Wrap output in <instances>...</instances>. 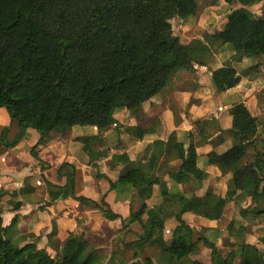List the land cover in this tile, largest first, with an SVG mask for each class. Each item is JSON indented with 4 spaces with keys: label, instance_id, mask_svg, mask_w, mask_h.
Masks as SVG:
<instances>
[{
    "label": "trees",
    "instance_id": "1",
    "mask_svg": "<svg viewBox=\"0 0 264 264\" xmlns=\"http://www.w3.org/2000/svg\"><path fill=\"white\" fill-rule=\"evenodd\" d=\"M224 1L228 5L243 6L264 3V0ZM198 7L197 0H0V109L5 108L10 116V126L0 134V149L15 148L31 129L40 135V142L32 148L36 156V148L55 130L68 137L73 127L95 125L102 120L100 117L118 125L114 117L117 109L134 111L162 93L180 70L195 64L205 66L201 56L208 49L217 52L230 45L242 55L264 57V15L255 17L244 8L232 10L223 29L204 33L202 38L191 40L179 50L173 48L171 20L188 19L197 14ZM250 71L259 73L260 65L250 67ZM211 72L212 84L219 93L241 82V75L231 63ZM242 111H246L243 104L230 109L232 129L237 131L234 133L241 142L255 148L253 160L243 163L246 152L241 145L222 153L207 154L209 165L232 174L225 197L212 189L204 195H177L181 211L171 243L165 240L160 216L152 218L149 233L138 242L159 246L171 262L189 260L188 264H204L190 259L199 252L202 242L211 250L212 264H264V253L255 244L242 243L237 261L235 252L223 255L214 243L198 235L181 217L191 212L207 220H220L228 202L239 192L247 194L251 200V209L242 215L252 223L264 217V138H259L264 128L257 117H243ZM137 117L141 121L140 116ZM208 123H195L199 128L198 141L193 133L189 135V143L154 141L146 163L131 161L126 153L120 155L122 171L117 183L133 192L129 218L115 213L105 199L99 204L80 196L76 168L69 163L58 170L60 177L67 178L64 186L48 183L50 197L53 201L72 197L90 202L94 208L102 210L106 219H119L123 227L128 228L141 217L140 212H134L135 202L143 210L153 197L156 185L163 197L171 194L165 177L157 175L166 152L174 150L180 161L178 167L168 173L171 181L187 185L205 177L198 166L197 149L214 144L205 133ZM11 128H16L13 137ZM127 131L137 140L150 133L149 128L142 126ZM101 139L100 135L77 139L83 143L91 163L109 154L94 149ZM171 143L175 144L172 150L168 147ZM258 144L262 147L258 148ZM2 197L0 191V202ZM132 245L129 243L126 248ZM63 250V255L55 259L45 249L39 250L35 243L20 246L7 237L0 208V264L105 262L99 250L74 233L67 237ZM116 253L120 251L112 252Z\"/></svg>",
    "mask_w": 264,
    "mask_h": 264
},
{
    "label": "crops",
    "instance_id": "2",
    "mask_svg": "<svg viewBox=\"0 0 264 264\" xmlns=\"http://www.w3.org/2000/svg\"><path fill=\"white\" fill-rule=\"evenodd\" d=\"M229 46L225 45L217 53L213 52L214 60L212 59V61L206 58L203 59L201 56V60L204 61L205 66H198L197 64L193 66L198 71L195 82L189 81L193 78L191 71L177 73L180 74L177 79L179 82L177 85L178 92L171 93H174V97H177L179 101L187 102V100H191L194 104L189 108V111L186 109L182 111L183 108H179L180 116L177 118L178 123L176 125L174 123L175 115L168 110L169 106L167 102L169 100H166L161 106L157 105L156 101L158 98L154 99V97V100L149 101L147 105L151 109L155 107L160 108L161 113L151 114V110H149V114L146 112L147 110L144 113H137L141 121L137 118L136 125H131V120L126 121V118L132 111L127 109H117L115 111L114 117L122 125L142 126L144 128L149 127L150 129V133L146 134L143 139L136 140V142L130 144L125 149L131 161L138 160L139 162L146 163L152 152L150 144L156 140L168 142L169 137L173 133H175L179 142L186 141L188 133H193L196 141H198L200 137L195 133V123L202 120L209 121L208 125L205 126V133L210 136L209 141L213 140L214 144L209 143L197 149L199 155L198 164L199 159L205 157L207 166L201 169L205 172V177H208L207 180L209 182L216 179V183L223 182V186L220 185L217 188L215 185L216 188H213V190L225 197L228 191L226 185L231 180L232 174L219 169V167L209 165L207 154L211 151L222 153L232 146L240 145L238 142L240 140L239 137L232 131L230 109L234 105H244V110L246 111H242L243 117L251 115L264 119V116H261L263 104L261 98L264 99V57L262 61L260 60L259 64H255L260 65V71L257 74L249 71V74L244 78L236 67L241 75V82L235 88L219 93L212 84L211 70L221 67L235 55V53H229L226 60H220V58L224 57V52L228 51L231 47ZM250 67L252 66H247L245 69H249ZM177 74L175 77H177ZM183 75L185 78H188L187 81L186 79L183 80ZM179 78L182 79L179 80ZM190 86H194V90L189 93L188 89ZM201 101H206L208 106L205 110L200 111L199 103ZM151 117H159L162 129L146 124L150 122L149 119ZM259 121L262 128H264V121ZM0 125L3 129L10 126V116L5 108L0 109ZM91 128V132L85 130L78 132L73 127L68 137H64L60 130H55L39 144V147L35 150L36 156H33L31 151L40 142V135L37 131L29 129L24 139L15 148L0 152V191L3 192L0 208L3 213V224L7 228V237L19 243L20 246L35 243L39 250L45 249L49 253H54L53 247L55 243H64L69 234L74 233L98 247H102V240L105 238L106 244L109 245L111 252H113L111 249V245L114 244L113 240L116 237L125 236V231L129 229V226L128 228H124L119 219L115 221L106 219L102 210L94 208L92 203L82 202L72 197L53 201L50 197V186L48 183L64 186L67 183V178L65 176L60 177L58 170L64 163H69L76 168L75 177L80 196L99 204L105 199L115 213L120 214L125 219L129 218L133 192L129 188H122L118 185V175L116 173L119 169V162L117 160L111 162L114 154L111 153L110 156L91 163L87 152L84 150L83 143L77 141L79 137L97 136L99 129L93 126ZM132 137L134 136L132 135ZM221 137L223 139L222 142ZM261 138H264V133ZM96 150L99 151V149ZM172 151L176 154L174 150ZM245 152L246 157L243 163L252 161L254 151L250 149V152L246 150ZM139 155L141 156L139 157ZM166 157L165 155L162 158L157 175L165 177L170 193L174 195L178 193V195L186 197L196 194L194 193V181L191 182V189L193 191L186 192L185 187L190 183L182 185L169 179L168 173L170 170L166 171L163 169L166 165L165 161L168 160ZM179 164L180 161L177 160L176 167ZM99 173L106 175V178H99L97 176ZM175 189L178 191H175ZM240 194L239 192L237 196ZM162 198L160 187L156 185L153 190V197L147 201L144 209L142 210L141 206H139L141 216L148 209L158 208L155 202L157 200H161L162 202ZM174 198L178 199L179 197L175 196ZM13 219H15L14 224H12ZM188 224L193 228L196 226ZM177 225L178 222L173 226V230ZM200 227L203 226L200 225ZM53 231L56 234L51 237ZM165 240L167 242L166 238ZM129 243L132 242L127 241L122 243L121 249H117L116 251H120L119 254L125 256L124 251L128 253V249L131 248H126V245Z\"/></svg>",
    "mask_w": 264,
    "mask_h": 264
},
{
    "label": "rangeland",
    "instance_id": "3",
    "mask_svg": "<svg viewBox=\"0 0 264 264\" xmlns=\"http://www.w3.org/2000/svg\"><path fill=\"white\" fill-rule=\"evenodd\" d=\"M197 1L199 7L196 15L191 16L185 20H182L180 18H174L173 20H171L173 26L172 46L176 50H179L182 46H184V44L189 43L191 40L195 38H202L204 33L207 32L215 33L223 29L224 25L227 22L228 14L232 10L244 8L251 11L255 17H262L264 15L263 2H258L248 6H243L239 3L228 5L224 0H197ZM229 53H235V55L232 57V59L228 60L227 63H231V65L235 68L237 67L244 78L247 76V74H249L250 71V68L245 69V67L259 64L260 60L262 61L263 58L262 57L258 59L254 56L242 55L240 52H237L230 47L228 51L224 52V57L220 58V60L221 61L222 59L226 60L227 59L226 57L229 55ZM213 54L214 53L212 52V50L208 49L202 55V58L203 59L206 58L209 59V61H212L214 57ZM227 63H224L222 66H224ZM187 71L192 72L193 78L190 79L189 81L195 82L197 79L196 74L198 73V71H196L194 67L185 70L184 69L180 70L178 73L180 72L186 73ZM179 75L180 74H177V77H175V79H173V81L167 85L166 89L154 98V99L158 98L156 103L157 105H161V106L164 104L166 100H169L167 102V105L169 106L168 110L175 115L174 118L175 125L178 123L177 118L180 116L179 108L182 107L183 108L182 111H184L185 109L189 111V108L192 106V104H194L191 100H187V102L179 101L177 97L176 98L174 97V93L173 94L171 93V92H176V93L178 92L177 85L179 84V82L177 79ZM182 78L183 80L185 79L186 81L188 80V78H185L184 75L182 76ZM182 78H179V80H181ZM192 90H194V86H190L188 92L190 93V91L192 92ZM261 100H263L262 107L260 106L261 114H262L261 116H264V99L261 98ZM147 104H149V102L144 103L142 106L135 108V110L132 111L130 115H128L126 121L131 120L132 123L130 122V124L136 125V121L138 118L137 113H144V111L146 110L148 114H149V110H151L150 111L151 114L161 113L160 108L155 107L151 109V107ZM199 105H200V111L205 110V108L208 106L206 101H201ZM258 118L259 120L264 121L262 117H258ZM99 120H100L99 123L95 125L84 124V125L75 126V131L80 132L85 130L87 132H91L92 126L99 129L98 130L99 133L97 132V135H100L102 139L101 142L95 145L94 149L95 150L99 149V151H108L109 153L108 156H110L111 153H113L114 155L111 158V162H113L114 160H117L119 162L120 155L126 153L125 149H127V147H129L130 144L136 142L137 140L134 137H132V135L127 131L128 128H133L135 126H125L122 125L120 121H118L119 123L118 125L113 124L104 117H100ZM159 120H160L159 117L156 118L151 117L149 119L150 122L146 124L149 126L161 128V123L159 122ZM202 122H204V120H202ZM195 127H196L195 133L199 135V128L196 125ZM1 129H3V127L0 125V130ZM15 132H16V128H11V137L14 136ZM189 135L190 133H188L187 140L184 142L188 143V141L190 140ZM261 136H263V134L260 135L259 138H261ZM170 140L172 142H176L179 139H177L175 133H173L169 137L168 141ZM238 142L247 152H250V149L255 151V148L253 146L247 145L241 142L240 140H238ZM152 145L153 143L150 144L151 148ZM174 146L175 144L171 143L168 147L169 149L172 150V147ZM257 146L258 148H261L262 144H258ZM1 151H7V149L2 148L0 149V152ZM165 155L167 156L166 158H168V160L165 161L166 165L164 166L165 168L163 167V169L166 171L176 169V163L178 160L176 158V154H174L173 151H171L169 153L166 152ZM140 156L141 155H139V157ZM118 164H119L118 165L119 169L116 174L119 177V174L122 171V166L120 163ZM198 165L200 168L203 169L207 166L205 162V157L199 159ZM101 175L102 177L106 178V175L104 174ZM207 179L208 177L206 176L201 180L194 181V189H195L194 193L201 195V194H205L210 189L213 190V188H216V186L217 188L220 185L223 186V182L216 183L217 179L215 181H210V182ZM110 181L111 183L113 182L112 179ZM191 186L192 183H190L185 187L186 192H191L192 190ZM226 186L227 187L229 186V182L227 183ZM175 191L178 190L175 189ZM175 194L176 195L170 194L167 197H163L162 202L161 200H157L155 204L156 206H158V208L146 210L144 215H142L140 219L134 220L131 224H129V229L125 231L124 237H116L117 239L115 238L113 240L114 244L111 245L112 251L121 249L122 247L121 245L124 242L130 241L133 243L131 248L128 249V253L124 251L125 256L119 253L113 255L109 248V245L106 244L105 238L102 240V247L93 245V249L99 250L105 256L104 264H188L189 260H184L182 262H176V261L171 262L169 261L167 253L164 252L159 246H152L151 244L138 242L146 233H149L151 220L154 216H160L162 218L164 237L167 239L168 243L171 242L172 240L171 232L173 230V226H175V224L178 222L177 217L178 215H180V211H181L180 198L175 199L174 197L177 196L178 193ZM234 199L235 200L228 202L224 215L220 220H216V221L206 220L205 218L196 216L192 213L181 214V217L183 220L187 221L188 223L192 225H196L194 228L196 233L198 235H204L207 239H209L212 243H214L221 250L223 255L226 256L231 251H233L238 255L237 261H239L240 245L244 242L256 244L260 248V250L264 253V217L260 218L256 223L250 222L242 215L245 212L249 211V209H251L250 197L245 193H241L239 196H237ZM139 211H140L139 204L138 202H135L134 212H139ZM200 225H202L203 227H200ZM55 234L52 235L51 237L55 236ZM198 235L196 237H198ZM115 236H119V235H115ZM63 245L64 243L59 244L56 242L53 247L54 248L53 250L55 252L54 253H49L48 251L47 252L53 255L55 259H59L64 253ZM190 259L200 260L204 264H212L211 250L201 242L199 243V252L195 255H192ZM132 260H134V262H132Z\"/></svg>",
    "mask_w": 264,
    "mask_h": 264
},
{
    "label": "water",
    "instance_id": "4",
    "mask_svg": "<svg viewBox=\"0 0 264 264\" xmlns=\"http://www.w3.org/2000/svg\"><path fill=\"white\" fill-rule=\"evenodd\" d=\"M233 132H237L236 130H232Z\"/></svg>",
    "mask_w": 264,
    "mask_h": 264
}]
</instances>
